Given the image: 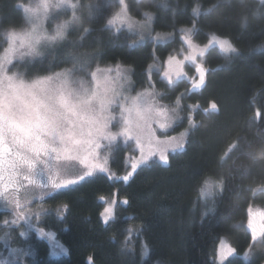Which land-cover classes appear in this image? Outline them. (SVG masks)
<instances>
[{
	"label": "trees",
	"instance_id": "obj_1",
	"mask_svg": "<svg viewBox=\"0 0 264 264\" xmlns=\"http://www.w3.org/2000/svg\"><path fill=\"white\" fill-rule=\"evenodd\" d=\"M21 1L0 0V51L6 31L26 24L22 10L17 7ZM116 2L98 1L99 8L95 4L89 9L81 6L86 21L75 37L82 39V51L96 52L101 64L131 67L138 84L145 86L149 84L151 66L163 59L170 46L152 39L138 42L130 31L108 27L105 16ZM129 2L131 12L139 19L145 18V12L154 14L156 31H177L195 24L196 37L205 40L216 33L230 39L237 51L224 55L218 47L210 48L203 58L209 69L208 83L200 94L188 90L186 80L169 86L162 82L160 71H152L158 87L165 89L169 104L174 105L181 93L184 105L201 103L196 110L201 121L186 149L172 153L169 165L153 161L138 169L127 182L97 174L61 190L55 199L66 203L68 212L58 234L70 253L52 258L45 243L46 250H40L32 264H90L89 257L91 264H218L215 250L223 235L239 251L225 264H259L262 255L246 260L242 253L252 244L245 225L248 208L252 203L264 202V193L253 195L264 181V3L261 0ZM197 4L201 14L194 17L192 9ZM84 29H88L87 33ZM58 66L37 64L25 72L36 76ZM190 72L193 74L194 68L190 67ZM210 99L215 100L219 110L207 116L202 108L208 107ZM256 106L261 110L259 118L255 116ZM233 144L237 146L227 155ZM205 179L223 182L214 203L207 205L199 194ZM117 187L129 199V206L119 207L118 215L105 224L100 215L103 200ZM130 229L134 233L131 238ZM144 241L150 248L147 257L142 255Z\"/></svg>",
	"mask_w": 264,
	"mask_h": 264
},
{
	"label": "snow or ice",
	"instance_id": "obj_2",
	"mask_svg": "<svg viewBox=\"0 0 264 264\" xmlns=\"http://www.w3.org/2000/svg\"><path fill=\"white\" fill-rule=\"evenodd\" d=\"M119 2L121 8L107 20L108 27L119 24L131 31L137 25L141 28L150 26L152 17L149 13H144L143 22L134 21L127 15L124 0ZM261 2L264 3V0ZM79 6L78 0H33L17 4L27 27L7 30V47L0 51V204L6 209L11 206L12 215L11 219L0 223L10 229H25L20 231L21 237L27 236V230L34 229L40 237L55 240L54 233L38 226L44 213L42 209L33 211L30 207L33 201L42 203L46 197L79 184L97 172L109 174V179L127 182L154 158L167 164L169 153L183 151L189 131L197 126L193 113L199 105H189L188 127L179 135H168L179 118L184 94L176 97L172 108L158 103L157 97H162L163 93L156 92L151 83L149 88L131 95L125 87L128 77L119 64L114 68L97 66L94 71L87 72V63L74 56L71 68L36 75L31 79L13 71L17 63L43 57L47 49L65 41L70 25L79 20L76 15ZM61 9L71 10L70 19L54 23L50 29L53 10ZM192 14L194 17L201 14L199 4L193 7ZM87 31L84 29L85 33ZM195 31V24L191 28L180 29L189 54L184 60L169 55L165 61L162 80L169 86L187 79L192 90L204 87L209 70L204 66L203 58L209 48L216 46L224 55L237 51L230 39L216 33H211L204 45L195 43L192 39ZM161 38L160 33L154 37L155 40ZM185 61L194 65V76L189 77L184 72ZM202 111L215 113L218 105L212 101ZM255 116H261L259 109ZM119 140L131 143L132 151L138 153L128 157L130 171L123 176H116L108 167L112 148ZM236 146L231 145L229 151ZM67 161L77 162L83 169L82 174L70 178L71 173L64 166ZM222 183L204 180L199 194L206 205L214 203ZM122 203L127 204L128 201L125 199ZM115 204V200L109 202L101 212L105 224L114 219ZM67 207L64 204L57 211L62 213ZM259 216L264 220V212ZM247 227L251 230L253 241L258 233L264 236V223L257 225L251 208ZM7 236L10 232L0 237V241ZM64 251L62 245L57 244L52 254ZM148 251V245L143 244L144 257H147ZM250 251L251 247L245 251L246 259ZM234 253V248L221 242L218 250L221 264ZM27 254L22 248L10 247L8 255L11 259H0V264H20ZM91 260L89 257L90 264Z\"/></svg>",
	"mask_w": 264,
	"mask_h": 264
},
{
	"label": "rangeland",
	"instance_id": "obj_3",
	"mask_svg": "<svg viewBox=\"0 0 264 264\" xmlns=\"http://www.w3.org/2000/svg\"><path fill=\"white\" fill-rule=\"evenodd\" d=\"M89 1L90 0H78L80 6L76 9V15L79 17V20L77 22L73 23L72 25H70L65 41L61 42L57 46H54L50 49H47L45 51V54L43 57H39V58H36L34 60L33 59H26L23 62L17 63L15 65V67L13 68V71H16L18 73L23 74L25 79H31L34 76H28L27 73L25 72L26 71L25 69H27L28 67L30 68L32 66L35 68L37 66V64L38 65L42 64V65H46V66H53V65L58 66L59 65L57 67V69H54V70H51L48 72L46 71V73H43V74H47L50 72L59 71V70L64 69V68H71L72 67V57H74V56L79 57L81 60H83L87 63V66H88L87 72L94 71L97 68V66H99L101 68H107V67H113L114 68L117 64H101L98 60V56L95 55L96 52L82 51V49H80L81 48L80 44H82L81 43L82 39L80 37H75V35H78L80 25L86 21L85 15L82 14L80 7L85 5L86 8L89 9V8H91V5L95 4V7L99 8L98 7V5H99L98 1L99 2L101 1L102 4H104V2H105V0H91V1H95V3L94 2L90 3ZM31 2H33V0H22L21 1V3H25V4L31 3ZM124 4L127 6L126 12H127L128 16H130L134 21H140V22L144 21L145 18L139 19L138 17L133 15V13L131 12V9L129 7V4H130L129 0H124ZM112 6H113V9L109 7V9L107 10L108 11L107 15L105 16L106 25H107V20L112 16V14L119 11L121 8L119 0H117L116 6L113 4H112ZM149 14L152 17V20H151L150 26L147 28H141L137 25V26H134L133 29L130 31L127 28V26L121 27L119 24H117L111 28H113L115 30H117V28H119V30L130 31L131 33L136 35V37H137L136 41H138V42H145L148 39H152V40H154L155 43H161V44H165V45L167 44V46H170V49L165 53L163 59L159 58V60L156 61L151 66L150 73H149V84H146L145 86H141L140 84H138L137 80L134 78L131 67L123 65V64H119V65L122 66V69L125 71V75L128 77V80L125 82V87L128 89L129 94L135 95L137 92H139L143 89L149 88V85L151 83V85L153 86V88L156 92L163 93L162 97H157L158 103L161 105H166L169 108H172V107H174V105L169 104L167 102L165 96H164L165 89H163L162 87H158L156 79H153V76H151V73L153 70L154 71L157 70V71L161 72V76H162V72L166 66L165 61L167 60L169 55L176 56L178 60H184L185 55L189 54V50H188L187 44H185L182 40V34L180 32V29L191 28V27H182V28L178 29L177 31H174V30L156 31L154 29V24H153L154 14L153 13H149ZM71 15H72L71 10H63V9L53 10L52 19L49 21V28L51 29V27L54 23H58V22H61L63 20H66V19H70ZM26 27H27V24H25L23 27L16 29V30H20V29H23ZM11 29H13V28H11ZM157 33H160L162 35V38L159 40L154 39V37L156 36ZM82 36H84V34ZM224 38H226V37H224ZM192 39L194 40L195 43H198L200 45H204V44L208 43L209 36L207 39L204 40V39H201L199 37H196V34H194ZM234 46H235V44H234ZM4 47H7L6 43H4L3 48ZM3 48L1 49V51L3 50ZM210 48H209V50H210ZM235 48H236V46H235ZM190 67L195 69V67L192 63L185 61L184 72H186L187 74L190 73V74H188V76L192 77L194 75L190 72ZM43 74H39V75H43ZM78 75H84V73H78ZM162 82H166V81L162 80ZM187 106H189V105H187V104L184 105V103L181 101V109L182 110L178 112L179 118L177 119V121L180 122L181 118L184 116V117H186L185 122L183 124H181V122H180L181 125H179L178 128L176 126L179 122L177 124L175 123L174 127L168 132V135H174V136L179 135L181 133V131L183 132L184 129H186L188 127L187 116H188L189 110H188ZM157 134L160 135L159 132ZM186 142H187V140H186ZM185 145H186V143H185ZM170 153H172V152H170ZM130 155H138V153H134L132 151L131 143L125 144L122 140H119L113 146L112 151L110 153L108 167L110 168L111 173L115 174L116 176H123L126 174L127 171H130V161L128 159V157ZM153 160H158V159L154 158ZM64 166L71 173L70 178H75L77 175H80L83 172L82 167L75 161H67V162H65ZM97 174H106V173L97 172L94 175H97ZM108 175L109 174H107L106 176H108ZM115 181H117V180H115ZM259 189H264V185H261L259 187ZM256 193H257V191H256ZM58 194H59V192L56 193L55 195L51 196V197H46L42 203H40L38 201H33L32 205L30 206L33 209V211H36L37 209L43 210L44 214L40 217L39 222H38V226L43 227L46 231L54 233L55 234V240H49L47 237H40L35 232L34 229L27 230V236L21 237L19 235V233H20V231L25 230V229H23L21 227H14V228L10 229L8 227L3 226V224L0 223V237H3V236H5L6 233L10 232V236H7L5 240L0 241V259H11L8 255V249L10 247H19V248L26 250L28 253L26 256L23 257L20 264H32L35 261V259L38 257L40 250H42V249L46 250L44 248V246L46 245L45 243H47L49 245L48 247H49L50 257L60 258V257H64V256L69 255V253H70L69 247L63 242V240L60 238V236L58 234L59 233L58 227L61 224V222L64 220L65 216L67 215L68 207H67V210L62 212V213L57 211L62 205L66 204V203H63L60 201H59V203L57 202V200L55 198ZM123 197H125V196L121 194L119 187H117L115 189V192L106 196L105 199L103 200V209H104V207L107 206V204L109 202L115 200L116 201L115 217H116V215H118V206H119L120 200ZM250 208L252 210L254 221L257 223V225L259 226L261 223H264V220H261V217L259 216V213L264 212V202L263 203L257 202V203L250 204V206L248 208V218L247 219H249V209ZM10 209H11V206H8V208L6 209L2 204H0V222H2L5 219H11L12 218ZM103 209H102V211H103ZM33 223L36 224L37 221L35 219H33ZM130 230L131 231L129 232L128 236L131 238L134 233H132V229H130ZM250 236H251L252 244H251V251H250L249 257L247 259L244 257L245 252L242 253V255L246 260L252 259L253 256L255 257V255L256 256L262 255L263 257L259 260V264H264V236H262L258 233L257 239L255 241L252 240L251 233H250ZM221 242H223L227 245H230L232 248L235 249V253L223 261V264H225L231 257L237 255L239 251H238L237 247L231 242V240L227 236H223L222 238H220L218 240L217 245H216V250H215V255H216V259H217L218 264H221V261L218 258V250H219V247L221 245ZM145 243L146 242L144 241L143 244H145ZM57 244L62 245L63 249H65L66 251L61 252L57 255H53L52 253L55 250V245H57ZM123 249H124V247H123ZM148 249H150L149 245H148ZM248 249H249V247H248ZM155 264H163V263L162 262H155Z\"/></svg>",
	"mask_w": 264,
	"mask_h": 264
},
{
	"label": "flooded vegetation",
	"instance_id": "obj_4",
	"mask_svg": "<svg viewBox=\"0 0 264 264\" xmlns=\"http://www.w3.org/2000/svg\"><path fill=\"white\" fill-rule=\"evenodd\" d=\"M204 66L208 69V66L204 63ZM195 70V69H194ZM209 70V69H208ZM208 73H209V71H208ZM207 73V75H206V83H205V86L204 87H202V88H200V89H196V90H192L191 89V84L189 83V87H188V90H191V91H193V92H196V93H198V94H200V93H202L203 92V90L205 89V87H206V85H207V83H208V78H209V74ZM188 74H190V73H188ZM193 75H195V72H193ZM189 77H191V76H189ZM187 82H189L187 79H185ZM183 92H185V91H183ZM212 101H215L214 99H210V102H212ZM196 104H198L199 105V107H201V103L198 101H196ZM205 108V107H204ZM204 108H202V109H204ZM207 108V107H206ZM257 109H259V106H256V110ZM219 110V109H218ZM260 110V109H259ZM261 111V110H260ZM218 112V111H217ZM205 115H211V113H205V112H203ZM185 118L186 117H182L181 118V124H183L184 122H185ZM193 118H194V120H195V122H196V127L195 128H193V129H191L190 131H189V135H188V137H187V142H186V145H185V148H184V150L186 149V147H187V145H188V142L190 141V138H191V136H193V134H194V132L196 131V128L199 126V124H200V119H197V116H196V111L193 113ZM179 121H177L176 122V124L178 123ZM180 122L177 124V128L179 127V125H181L180 124ZM182 132V131H181ZM231 151H229V149L227 150V152H226V154L228 155L229 153H230ZM171 154L172 153H169V160H168V163L166 164V165H169L170 164V161H171ZM227 157V156H226ZM153 161H155V162H158L159 164H163V163H161V162H159L158 160H153ZM152 161V162H153ZM164 165V164H163ZM105 175H107V174H105ZM94 176H96V175H93L92 177H94ZM134 176V175H133ZM132 176V177H133ZM131 177V178H132ZM130 178V179H131ZM112 180V179H111ZM261 185H264V181H263V183H261L260 185H258L256 188H255V190H254V194L253 195H259V194H261V193H264V191L263 190H261V189H259V187L261 186ZM258 188V189H257ZM68 189V188H67ZM257 189V190H256ZM63 190H66V189H63ZM256 191H257V193H256ZM119 207H121V205H120V203H119V206H118V208ZM131 218H132V216H130ZM247 224H248V219L246 220V223H245V225H246V228H247V230H248V232L249 233H251V230L247 227ZM223 236H227V235H223ZM223 236H221V238L223 237ZM228 237V236H227ZM229 238V237H228ZM230 239V238H229ZM231 240V239H230ZM232 242V241H231Z\"/></svg>",
	"mask_w": 264,
	"mask_h": 264
},
{
	"label": "water",
	"instance_id": "obj_5",
	"mask_svg": "<svg viewBox=\"0 0 264 264\" xmlns=\"http://www.w3.org/2000/svg\"><path fill=\"white\" fill-rule=\"evenodd\" d=\"M125 199L128 201L127 204H123V203H122V201L125 200ZM121 205H122L123 207H126V208H127V207L129 206V199H128V198H123V199L121 200Z\"/></svg>",
	"mask_w": 264,
	"mask_h": 264
}]
</instances>
